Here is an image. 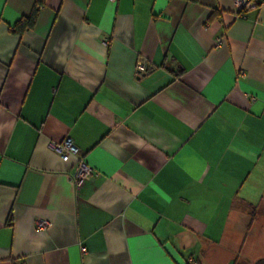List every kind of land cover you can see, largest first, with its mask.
Listing matches in <instances>:
<instances>
[{
    "label": "crops",
    "instance_id": "obj_1",
    "mask_svg": "<svg viewBox=\"0 0 264 264\" xmlns=\"http://www.w3.org/2000/svg\"><path fill=\"white\" fill-rule=\"evenodd\" d=\"M43 1L14 33L36 0H0V264H232L235 203L264 200V0Z\"/></svg>",
    "mask_w": 264,
    "mask_h": 264
},
{
    "label": "rangeland",
    "instance_id": "obj_2",
    "mask_svg": "<svg viewBox=\"0 0 264 264\" xmlns=\"http://www.w3.org/2000/svg\"><path fill=\"white\" fill-rule=\"evenodd\" d=\"M234 210L243 212V222L241 229L227 239L233 253L232 264H256V260L264 257V200L254 204L236 202Z\"/></svg>",
    "mask_w": 264,
    "mask_h": 264
},
{
    "label": "built area",
    "instance_id": "obj_3",
    "mask_svg": "<svg viewBox=\"0 0 264 264\" xmlns=\"http://www.w3.org/2000/svg\"><path fill=\"white\" fill-rule=\"evenodd\" d=\"M234 11L237 15H242L252 3V0H231ZM147 70L145 61L141 60L137 62L136 73L140 75ZM50 148L55 151L60 157H66L67 155H78V148L69 140V138L62 139L58 142H51ZM93 175V169L89 166L81 157H77L74 169L70 174L71 182L75 188H79L85 181L89 180ZM50 223L48 220L38 218L35 220V228L40 231H44L48 228ZM81 250L84 249L81 247ZM186 264H198L192 257H188Z\"/></svg>",
    "mask_w": 264,
    "mask_h": 264
},
{
    "label": "trees",
    "instance_id": "obj_4",
    "mask_svg": "<svg viewBox=\"0 0 264 264\" xmlns=\"http://www.w3.org/2000/svg\"><path fill=\"white\" fill-rule=\"evenodd\" d=\"M43 2H44L43 0H36L35 5H34L32 11L30 12V14L26 17L20 18L17 22H15L12 25L11 30L14 33H21L24 30L31 28L35 22L38 9L40 6L43 5Z\"/></svg>",
    "mask_w": 264,
    "mask_h": 264
},
{
    "label": "water",
    "instance_id": "obj_5",
    "mask_svg": "<svg viewBox=\"0 0 264 264\" xmlns=\"http://www.w3.org/2000/svg\"><path fill=\"white\" fill-rule=\"evenodd\" d=\"M262 261H264V257L257 260V262H260V263H262Z\"/></svg>",
    "mask_w": 264,
    "mask_h": 264
},
{
    "label": "flooded vegetation",
    "instance_id": "obj_6",
    "mask_svg": "<svg viewBox=\"0 0 264 264\" xmlns=\"http://www.w3.org/2000/svg\"><path fill=\"white\" fill-rule=\"evenodd\" d=\"M256 264H261L260 262H257V260H256V262H255Z\"/></svg>",
    "mask_w": 264,
    "mask_h": 264
}]
</instances>
